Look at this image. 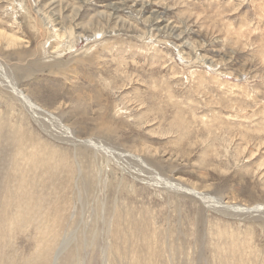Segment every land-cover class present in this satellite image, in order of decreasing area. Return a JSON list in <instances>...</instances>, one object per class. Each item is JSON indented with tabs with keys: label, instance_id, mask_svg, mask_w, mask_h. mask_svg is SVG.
<instances>
[{
	"label": "rangeland",
	"instance_id": "1",
	"mask_svg": "<svg viewBox=\"0 0 264 264\" xmlns=\"http://www.w3.org/2000/svg\"><path fill=\"white\" fill-rule=\"evenodd\" d=\"M171 178L264 207V0H0V264H264Z\"/></svg>",
	"mask_w": 264,
	"mask_h": 264
},
{
	"label": "bare ground",
	"instance_id": "2",
	"mask_svg": "<svg viewBox=\"0 0 264 264\" xmlns=\"http://www.w3.org/2000/svg\"><path fill=\"white\" fill-rule=\"evenodd\" d=\"M17 44H18V40L17 39H12L11 40V43H9V46L10 47H15V46H17ZM76 63H77V61H75ZM66 65H68V64H66ZM79 65V64H78ZM81 65H79V67H80ZM66 67V68H65ZM64 68V70L63 71H61V70H59L56 74H58V75H60V76H63L65 79L68 77V75H67V73H66V71H68V69H70L71 70V68H70V66H65ZM61 71V72H60ZM52 75H55V74H52ZM25 81V80H24ZM14 89V95H16V97H17V99L22 103V105L24 104L26 107H28L30 110H31V116H32V118H35L36 117V119L37 118H40V117H42V116H45V117H49V116H51L50 118H52L53 116L55 117V115L54 114H51V113H47V112H45V111H42V109H40V107H38L37 105H35L34 103H31V102H29L28 100H26V97L25 96H23V94H22V92L20 91V90H18L17 89V87H15V88H13ZM11 90H12V88H11ZM26 95V94H25ZM59 112V110H57V112L56 113H58ZM52 118V119H54L55 120V118ZM106 122H104V123H101L100 125V127H106V128H108L109 126H106L107 124H105ZM111 124V123H110ZM49 128V127H48ZM68 128V127H67ZM112 128H113V126H112ZM68 134V133H67ZM48 135V134H47ZM11 136H13L14 137V141H16L17 140V138H20V136L19 135H17V136H15V134H13V135H10V137H9V139L10 138H12ZM8 138V137H7ZM16 138V139H15ZM13 140V139H12ZM11 140V141H12ZM19 142V144L21 143V141H18ZM84 143H85V140L83 141ZM17 143V142H16ZM85 144H87V145H89V143H85ZM74 146V145H73ZM77 147V146H76ZM89 147V146H88ZM90 148V147H89ZM20 152V151H19ZM19 152L16 154V156H15V165H18L19 164ZM90 152V151H89ZM92 153V152H91ZM29 155H32V156H34L35 157V154H32V153H30ZM53 156H55V155H53ZM64 156V155H63ZM33 157V158H34ZM75 157V156H74ZM132 158H134V157H132ZM10 159V158H9ZM74 159V158H73ZM11 160V159H10ZM63 161H65V160H63ZM24 162H26V163H28V161H27V159H24ZM81 164V163H80ZM11 165H12V163H11ZM69 165V164H68ZM78 166H79V164H77ZM15 167V166H14ZM75 167V166H74ZM80 167V166H79ZM9 169H10V166H9ZM8 169V170H9ZM19 169V168H18ZM65 169V168H64ZM81 170V169H80ZM79 171V170H78ZM9 172V171H8ZM7 172V173H8ZM82 172V171H81ZM15 171H14V176H16L15 175ZM82 175V174H81ZM7 178V177H6ZM13 180H15V179H13ZM176 179H173V178H171V179H167V182H166V185H168L169 184V186H171V187H173V189L174 188H176V189H181V190H183V191H185L184 193L185 194H187L186 196H194V198H196L199 202H201L203 205H207V207L206 208H209V209H211V211H213V210H215L218 214H220L223 218H227V219H231V220H234V221H236V223H249V224H253V226L254 227H256V225H257V217H255L254 215L255 214H260V216L261 215H264V211L262 212L261 211V209L262 210H264V207H262L261 205L259 206V205H253V207L251 206V207H246V206H244V205H242V204H240L239 202H238V198H236V197H232L231 199H232V201L234 200V202H232V203H228L227 204V202H224L223 200V197H221V198H215V197H212V196H210V195H208V194H202V192H200V193H197L195 190H194V188H191V187H187V186H185V185H182L181 183H179V182H177V181H175ZM22 185H23V183H24V179H23V177H22ZM16 184V183H15ZM165 184V183H164ZM9 185V184H8ZM18 187V186H17ZM16 187V188H17ZM170 187V188H171ZM9 189H10V187H8ZM12 188V187H11ZM20 188L22 189V186H20ZM8 189V190H9ZM21 189L20 190H18V191H20V194L22 193L21 192ZM23 190H25V189H23ZM14 191V190H13ZM16 192H17V190H16ZM251 192H253L254 193V191H251ZM250 192V193H251ZM179 193H180V191H179ZM257 193V192H256ZM260 195V194H259ZM226 196V195H225ZM24 198V193H22V196H20V202L21 203H19L18 204V210L19 211H17V213H20V212H22V214H18V216H15L14 217V219L15 220H18L19 219V225L23 222V220H27L28 219V217L30 216V217H33L34 218V215L35 214H33V213H31V208H30V204L31 203H29V201L27 202L26 200H24L23 199ZM229 200V199H228ZM34 203V202H33ZM253 203V202H252ZM35 205V204H34ZM17 208V207H16ZM36 219V218H35ZM34 220V219H33ZM41 220V219H40ZM37 221V220H36ZM44 221H45V219H44ZM40 222V221H39ZM36 224H39L40 225V223H36ZM35 224V225H36ZM48 224V223H47ZM260 224L262 225V227H264V221H262V220H260ZM36 227H38V229H39V231L40 232H45V230H43V228H44V226H36ZM46 227V226H45ZM49 227V226H48ZM35 228V227H34ZM42 228V229H41ZM37 229V228H36ZM38 231V232H39ZM48 233H49V231H48ZM49 235V234H48ZM52 239L54 240L55 239V236L53 235V237H52ZM56 239H58V238H56ZM72 239V238H71ZM62 241V240H61ZM65 244H66V242L65 243H63L62 245H61V247L58 249V255H59V253H61V251L63 250V247L65 246ZM69 244V243H68ZM67 245V244H66ZM42 246V248H43V245H41ZM65 248V247H64ZM245 248V247H244ZM247 248V247H246ZM251 248V247H250ZM57 249V248H56ZM66 249V248H65ZM94 249V248H93ZM56 251V250H55ZM246 251V250H245ZM56 253V254H57ZM52 254V253H51ZM55 255V254H54ZM41 258V257H40ZM244 258V257H243ZM54 259V258H53ZM243 260V259H242ZM250 260V259H249ZM53 261H55V260H53ZM248 263V262H247ZM105 264V263H104Z\"/></svg>",
	"mask_w": 264,
	"mask_h": 264
}]
</instances>
